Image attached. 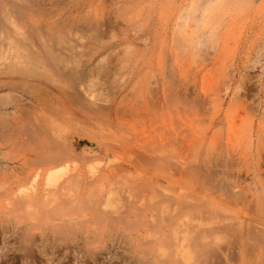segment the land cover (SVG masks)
Here are the masks:
<instances>
[{
  "label": "bare ground",
  "instance_id": "1",
  "mask_svg": "<svg viewBox=\"0 0 264 264\" xmlns=\"http://www.w3.org/2000/svg\"><path fill=\"white\" fill-rule=\"evenodd\" d=\"M244 1L0 0L1 260L157 264L156 234L159 264H264V0ZM155 163L179 188L146 194Z\"/></svg>",
  "mask_w": 264,
  "mask_h": 264
},
{
  "label": "rangeland",
  "instance_id": "2",
  "mask_svg": "<svg viewBox=\"0 0 264 264\" xmlns=\"http://www.w3.org/2000/svg\"><path fill=\"white\" fill-rule=\"evenodd\" d=\"M247 1L248 0H245L244 1V3H246L244 6H243V8L241 9V12H243V16L245 15L246 16V13H247V18L249 19V17L251 18L254 14L253 13H255V12H253V10H252V8H251V5L250 4H248V6H247ZM250 1V0H249ZM259 2H262L261 0H259ZM249 3V2H248ZM250 7V8H249ZM247 8H248V12H246V10H247ZM244 9H245V11H244ZM252 10V12H251V14H249L250 12L249 11H251ZM253 14V15H252ZM250 15V16H249ZM252 15V16H251ZM242 19H246V17H242ZM244 20H242V22H241V27L243 26V29H244V27L246 26V24H247V22H248V20H246V21H244ZM244 22V23H243ZM246 23V24H245ZM244 24H245V26H244ZM242 29V28H241ZM262 33H261V35L260 36H263V37H261V39H260V37H258L259 39L258 40H260V42H261V40L262 41H264V31L262 30L261 31ZM259 36V35H258ZM256 52H254V54H255ZM66 128V127H65ZM71 129V128H70ZM70 129H67L66 128V130L65 129H63V130H60L61 131V135L62 136H66V137H68V135H71V133H73L72 132V130L74 129H72L71 131H68V130H70ZM65 130V131H64ZM203 131V128H201V130L200 129H189V130H182V129H178V128H175V129H173L171 132H172V137L173 138H181V137H183V136H185L184 134H187V135H193V137H195L194 139H195V141H197V142H199L200 141V138H201V132ZM63 132V133H62ZM76 132H77V130H75V132L73 133V134H76ZM76 137H77V134L75 135ZM75 136H71V137H74L75 139H76V137ZM231 138H232V131L227 127V128H225V129H223V131H220V132H216V133H212V132H210V131H208V135H207V148H209V149H213L214 147H219L220 145H226L230 140H231ZM194 141V142H195ZM86 142V143H85ZM197 142H195V143H197ZM82 145H85V144H87V141H82V143H81ZM191 153H193V150L191 149V150H189V151H187L185 154H186V156L188 157V158H191ZM189 155H190V157H189ZM62 161H64L63 159H61ZM60 160V161H61ZM60 161H58V162H60ZM60 162L58 165H60V164H62L63 162ZM56 163V162H55ZM55 163H53L52 164V166H51V168L53 169V167H55V166H57V163H56V165H54ZM159 164L160 163H157V165H156V163H155V165H145V167H144V171H143V177H144V185H145V190H146V194L148 195H150V197H152V193H151V189L152 188H150V186H148V184L150 183V184H152V185H157V188H159V190L160 189H162L163 190V188H160V187H158V180L159 179H163L164 180V182H162V183H164V184H166V185H168V184H171L172 186H176V187H178L179 188V184L181 183V181H180V177H178V176H175V177H172L170 180H167L166 179V174H168V176H169V173H164V172H162V169L160 168V166H159ZM93 166H94V168H98V163H95L94 162V164H93ZM151 198H146V200H147V202H148V204H146V205H149L150 203H149V200H150ZM158 235L156 236V234H154V237H152V241H151V246L152 247H154V248H151V249H155V251H154V253H152L151 255H153V258H155L156 260V263L157 264H159V257H160V255L158 254V249H156V248H158V246H159V242H158ZM225 245V244H224ZM135 254H133V253H131V254H133V256L131 255L129 258H128V256H126L125 257V254L124 255H122V256H124V257H121V258H119L118 260H113L114 262V264L115 263H117V264H124V262L126 261V263L125 264H135V263H132V262H134V261H137V259H140L139 258V255H138V253H140V252H134ZM137 253V254H136ZM127 254V253H126ZM129 254V253H128ZM135 255V256H134ZM138 255V256H137ZM12 256H10V258H8V259H10V260H8L7 259V261H8V263H9V261L12 263V262H14L13 260H15L16 262V264L18 263V264H21V262L20 261H22L21 259H20V256H18V255H16V256H13V259L11 258ZM217 258H218V256H216ZM221 259H222V261L224 260L221 256H219ZM233 258V256H230V258ZM16 258V259H15ZM131 258V259H130ZM133 258V259H132ZM215 259V257L214 258H209V261H206V258H200V259H202V261L201 262H198V261H200V259H195V264H200V263H202L203 262V260L205 261V263L206 264H218V263H221V262H219V260L221 261V259ZM231 258V261L232 262H234L235 260V258H233L232 259ZM17 259H18V261H17ZM34 259H37V258H32L31 260H29L30 261V263H32V264H35V263H37V264H39V263H41V264H43L42 263V261L41 260H39V258L37 259V261L36 260H34ZM126 259V260H125ZM20 260V261H19ZM32 260L34 261V262H32ZM39 260V261H38ZM125 260V261H124ZM127 260H128V263H127ZM185 260H187L186 258H185ZM207 260H208V258H207ZM216 260H218V262L216 261ZM3 261V262H2ZM7 261L6 262H4V260H1L0 259V263L2 264H8L7 263ZM210 261H211V263H210ZM39 262V263H38ZM11 263H9V264H11ZM15 263H12V264H15ZM204 263V262H203ZM225 263V262H224ZM223 262H222V264H224ZM193 264V263H192ZM231 264V263H230Z\"/></svg>",
  "mask_w": 264,
  "mask_h": 264
}]
</instances>
